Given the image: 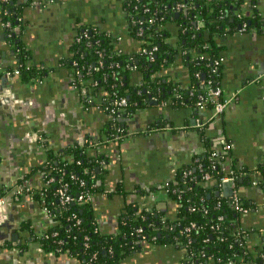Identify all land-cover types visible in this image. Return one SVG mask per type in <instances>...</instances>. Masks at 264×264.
<instances>
[{
	"label": "crops",
	"instance_id": "obj_1",
	"mask_svg": "<svg viewBox=\"0 0 264 264\" xmlns=\"http://www.w3.org/2000/svg\"><path fill=\"white\" fill-rule=\"evenodd\" d=\"M35 1L38 6L30 2L25 7L23 0L15 6L22 8L21 34L32 52L33 64L45 73L43 79L22 84L18 77L6 74L13 60L0 20V189L7 192L0 200L4 217L0 223V264H75L68 258L44 254L26 228L29 225L39 234L50 224L42 205L24 190L27 186L38 191L42 185V175L33 171L44 161L45 151L40 146L44 140L52 149L83 144L86 136L100 142L98 152L105 161L97 182L100 190L91 203L98 229L105 233L116 230L126 207L137 213L155 207L173 218L174 205L164 188L177 170L206 152L195 127L197 120L209 121L204 133L214 148L222 142L231 146L228 161L238 169L251 171L264 161V26L261 31L227 34L219 41V84L223 97L230 101L219 118L210 120L209 111L195 106L172 108L153 99L124 119L127 135L117 142L107 140V119L100 101L85 108L72 85L70 46L80 30L95 27L115 37L120 51H138V44L124 31L123 0ZM242 2L245 11L254 8L264 17V0ZM166 27L173 38L175 25ZM186 75L185 66L178 62L156 76L170 77L186 86ZM254 183L243 185L238 192L250 206L241 217V225L253 233L250 242L257 246L264 232V191ZM204 187L223 198L221 185L213 179L204 182ZM3 242L11 247L3 248ZM183 255L175 246L147 245L121 264H181Z\"/></svg>",
	"mask_w": 264,
	"mask_h": 264
},
{
	"label": "trees",
	"instance_id": "obj_2",
	"mask_svg": "<svg viewBox=\"0 0 264 264\" xmlns=\"http://www.w3.org/2000/svg\"><path fill=\"white\" fill-rule=\"evenodd\" d=\"M23 1L26 7L32 0ZM17 2L1 3L0 20L2 24L9 23V27L2 26L4 41L10 47L13 60L6 72L18 71L20 82L29 84L43 79L45 73L33 64L32 52L23 40L22 8L15 6ZM179 4L185 9L177 12ZM144 8L148 11L144 12ZM121 10L126 36L138 44V51H120L116 48L115 37L95 27L83 29L87 34L85 39L80 30L77 33L80 42L73 41L70 46V61L77 64L74 68L78 71L72 85L85 88L91 97V103L80 98L85 108L100 101L99 106L107 119L104 131L108 141L119 142L126 137V126L119 119H127L153 99L172 108L195 106L197 97L204 96L202 81L212 80L214 85L219 82L221 67L213 75L210 63L219 58L220 39L237 33L243 23L247 31H261L264 26V17L254 8L245 11L242 0H123ZM237 13H243V17L238 19ZM149 19L153 20L150 24ZM198 22L203 23L199 30L196 29ZM167 24L176 27L173 38ZM15 28H19L17 34L13 33ZM152 47L157 50L150 60L140 51H149ZM178 62L186 68V86L170 77L156 76ZM120 99L126 101V106L112 114L118 110L113 102ZM210 109L211 105L206 104L205 110ZM204 131L198 130V133L206 152L198 155L191 165L177 170L174 179L164 188L174 205L173 218L155 207L139 213L126 207V214L118 218L116 230L107 233L98 229L91 200H78L86 192L93 196L100 190L97 182L102 167L99 162L105 160L91 147L90 137H84L83 144L70 143L57 149L49 148L48 143L42 141L44 161L33 172L40 173L43 178L34 198L47 210L50 224L39 234L26 225L34 243L44 254L68 258L75 264H121L124 258L147 245L177 247L184 253L181 264H264V232L259 235L258 245H251L253 233L249 230L238 232L242 215L230 208L229 199L208 192L202 181L207 172L217 183L215 178L222 173V166H229L237 175V192L243 185L253 182L264 191V161L251 171L238 169L228 158L210 161V152L216 148L207 141ZM59 181L68 184V194L76 199L72 204L61 206L53 195ZM80 181L84 186L79 185ZM6 195L5 189H0V199ZM240 199L249 209L247 202ZM217 203L221 204L219 208H216ZM2 247L11 246L3 242Z\"/></svg>",
	"mask_w": 264,
	"mask_h": 264
},
{
	"label": "built area",
	"instance_id": "obj_3",
	"mask_svg": "<svg viewBox=\"0 0 264 264\" xmlns=\"http://www.w3.org/2000/svg\"><path fill=\"white\" fill-rule=\"evenodd\" d=\"M2 2H7V0H2ZM31 5L32 6H38V3L35 0H32ZM184 9H185V6L182 4H179L176 6L177 12L184 10ZM143 11L147 12L148 9L144 8ZM236 16L238 19H241L243 17V13H237ZM147 22L150 24L153 22V20L149 19ZM136 24H138V26L141 25L140 22H137ZM2 26L3 27H9V23L7 22L5 24H2ZM202 27H203V23L198 22L196 25V29L199 30ZM140 32H141V30L139 27V33L138 34H140ZM245 32H247V28H246V24L243 23L242 25H240L238 33L242 34ZM81 34H82V38H84V39L87 38L86 30H83ZM80 40H81V37L77 36V35L73 39V41L75 43H79ZM156 50L157 49L155 47H152L149 51H147L146 49H141L140 52L142 54L148 55L149 59L153 60V54L156 52ZM71 65L73 68V78H74V74H78V71H76L74 68L77 64L73 61V62H71ZM210 66L212 67L211 73L213 75H216L219 67L222 66V59L219 57V58L213 60L210 63ZM132 70H134V69H132ZM6 74L8 76L18 77V71H13L12 73L6 72ZM74 87L77 89V87L75 85H74ZM202 87L204 90V96H198L197 97V102L195 104V108L200 110V111H205L206 104H210L211 105V109L209 111L211 113L210 120L219 118L224 113V111L226 110L230 101L223 97L222 89L220 87L219 82H217V84L214 85L212 80H206L204 82L202 81ZM78 92H79V96L82 100L86 101L87 103H91L92 99L88 95L87 90L85 88H81V89L78 88ZM189 95L193 96V93L189 92ZM175 96L179 97V95H175ZM113 106L118 108V110L113 111L112 114H114L115 112L117 113L120 110H122V108H124L126 106V101L124 99H120L118 101L113 102ZM208 123H209V121L197 120L195 127L197 130L202 131V130L206 129V126L208 125ZM99 146H100V142L96 141V142L91 143V147L93 149H97ZM230 149H231V146L228 143L222 142L218 148H216L215 150L210 152L209 160L210 161H215V160L221 161L223 159L228 158V154H229ZM77 163L79 164V162H77ZM99 165L103 166L104 162L100 161ZM221 172L222 173L219 174V176L217 178H215V180L217 181L218 184L228 183L230 185V187L233 189L232 195L229 198H226V199H229L228 204H229L230 208H232L233 211H235L236 213H239L241 215L246 214L249 209L243 206L241 199H240V196H239V192H237V188H236V184H235V181L237 179L236 173H234V171L229 166H227V167L222 166ZM209 180H212V176H210V174L207 172L204 173L202 176V181L207 182ZM60 181H59V186L55 190L53 195L59 200L61 206H66L68 204H72L73 202L76 201V199L73 198L70 194H68V184L63 183V182L60 183ZM79 185L84 186V182L80 181ZM253 185H255V183ZM24 190L26 192L32 194V195H34L36 192V191H34V189L27 187V186L25 187ZM82 198L85 199L86 201H90L92 199V195H90L88 192H86L83 196L81 195L78 198V200H81ZM3 199H0V200H3ZM220 205H221L220 203H217L216 208H219ZM0 206H1V201H0ZM44 210L46 211V214H47V210L45 208H44ZM47 216H49V215H47ZM2 219H4V217L2 216L1 209H0V223L2 222ZM191 226H193V225H191ZM244 231H245V229L241 225L238 228V232L242 233ZM136 232L139 233L140 229L136 230Z\"/></svg>",
	"mask_w": 264,
	"mask_h": 264
},
{
	"label": "water",
	"instance_id": "obj_4",
	"mask_svg": "<svg viewBox=\"0 0 264 264\" xmlns=\"http://www.w3.org/2000/svg\"><path fill=\"white\" fill-rule=\"evenodd\" d=\"M175 17H177V14H175ZM18 32H19V28H15L13 30V33L17 34ZM119 122L123 123L124 119L119 120ZM98 149H99V147L95 150L98 151ZM97 172H99L98 169H97ZM220 185H221L222 190L224 191L223 198H229L232 195L233 189L230 187V185L228 183H221ZM214 196L219 197V192H215ZM3 209H4V206H3Z\"/></svg>",
	"mask_w": 264,
	"mask_h": 264
},
{
	"label": "flooded vegetation",
	"instance_id": "obj_5",
	"mask_svg": "<svg viewBox=\"0 0 264 264\" xmlns=\"http://www.w3.org/2000/svg\"><path fill=\"white\" fill-rule=\"evenodd\" d=\"M77 90H78V87H77ZM79 93V92H78Z\"/></svg>",
	"mask_w": 264,
	"mask_h": 264
}]
</instances>
